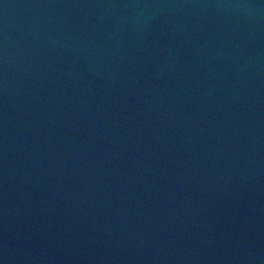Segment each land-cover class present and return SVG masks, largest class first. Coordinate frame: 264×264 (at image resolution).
<instances>
[{
	"label": "water",
	"instance_id": "1",
	"mask_svg": "<svg viewBox=\"0 0 264 264\" xmlns=\"http://www.w3.org/2000/svg\"><path fill=\"white\" fill-rule=\"evenodd\" d=\"M0 264H264V0H0Z\"/></svg>",
	"mask_w": 264,
	"mask_h": 264
}]
</instances>
